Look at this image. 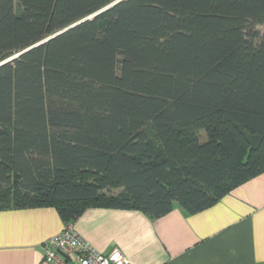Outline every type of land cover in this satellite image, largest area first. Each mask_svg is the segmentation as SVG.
<instances>
[{"label":"trees","instance_id":"1","mask_svg":"<svg viewBox=\"0 0 264 264\" xmlns=\"http://www.w3.org/2000/svg\"><path fill=\"white\" fill-rule=\"evenodd\" d=\"M117 1L0 0V212L197 214L264 173V0Z\"/></svg>","mask_w":264,"mask_h":264},{"label":"crops","instance_id":"2","mask_svg":"<svg viewBox=\"0 0 264 264\" xmlns=\"http://www.w3.org/2000/svg\"><path fill=\"white\" fill-rule=\"evenodd\" d=\"M64 227L54 208L1 211L0 264H48L43 246ZM74 227L102 253L120 249L129 264H264V173L197 214L178 204L156 219L92 208Z\"/></svg>","mask_w":264,"mask_h":264},{"label":"built area","instance_id":"3","mask_svg":"<svg viewBox=\"0 0 264 264\" xmlns=\"http://www.w3.org/2000/svg\"><path fill=\"white\" fill-rule=\"evenodd\" d=\"M43 250L48 264H129L120 249L105 254L92 247L74 225L65 226L61 234L44 244Z\"/></svg>","mask_w":264,"mask_h":264},{"label":"water","instance_id":"4","mask_svg":"<svg viewBox=\"0 0 264 264\" xmlns=\"http://www.w3.org/2000/svg\"><path fill=\"white\" fill-rule=\"evenodd\" d=\"M119 1H121V0H118L117 2H119ZM116 2V3H117ZM116 3H114V4H116ZM113 4V5H114ZM112 6V5H111ZM109 8V7H108ZM107 9V8H106ZM102 12V11H101ZM98 14V13H97ZM97 14H95L94 16H96ZM94 16H91V17H89V18H87V19H85V20H88V19H91L92 17H94ZM79 24V23H78ZM77 25V24H76ZM76 25H73V26H71V27H69L68 29H66V30H64V31H62V32H60V33H58V34H56V35H54V36H52L51 38H54L55 36H57V35H59V34H62L63 32H65V31H67V30H69L70 28H73L74 26H76ZM50 38V39H51ZM49 40V39H48ZM22 54V53H21ZM20 55V54H19ZM19 55H17V56H15L14 58H17ZM12 59H9L8 61H5L4 63H7V62H9V61H11ZM4 63H1L0 65H2V64H4Z\"/></svg>","mask_w":264,"mask_h":264},{"label":"rangeland","instance_id":"5","mask_svg":"<svg viewBox=\"0 0 264 264\" xmlns=\"http://www.w3.org/2000/svg\"><path fill=\"white\" fill-rule=\"evenodd\" d=\"M257 30L261 32V34H264V26H258ZM120 191L118 190H112L111 192H107L108 195H118Z\"/></svg>","mask_w":264,"mask_h":264}]
</instances>
